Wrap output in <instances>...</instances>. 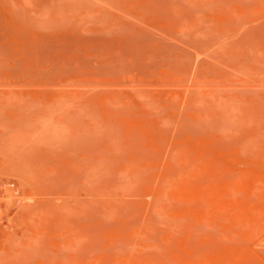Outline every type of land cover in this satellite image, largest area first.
Masks as SVG:
<instances>
[{
	"label": "rangeland",
	"instance_id": "1",
	"mask_svg": "<svg viewBox=\"0 0 264 264\" xmlns=\"http://www.w3.org/2000/svg\"><path fill=\"white\" fill-rule=\"evenodd\" d=\"M0 264H264V0H0Z\"/></svg>",
	"mask_w": 264,
	"mask_h": 264
}]
</instances>
